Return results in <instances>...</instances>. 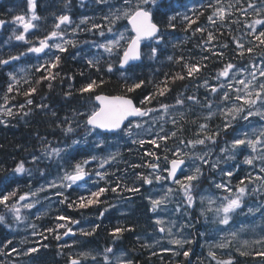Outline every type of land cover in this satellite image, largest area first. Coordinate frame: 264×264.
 <instances>
[{
	"label": "snow or ice",
	"instance_id": "snow-or-ice-1",
	"mask_svg": "<svg viewBox=\"0 0 264 264\" xmlns=\"http://www.w3.org/2000/svg\"><path fill=\"white\" fill-rule=\"evenodd\" d=\"M97 3H108V0H96ZM36 0H27V7L29 12L31 13L30 18H27L24 15H17L14 17V22L19 23L23 26V31L15 35V39L18 41H24L26 43H32L31 41L26 39L25 34L29 32L30 29L36 27L33 24V21L39 20L40 17L36 14ZM157 0H122L120 7L116 8L114 11L110 8V14L104 16L103 19L107 22V25H101L97 23H92L91 28L87 29L88 31H92V29L99 30V36L104 39L102 43L94 42V47L98 49H103L104 53H107L109 57V61L106 64L107 72L111 73L113 71V62H111V57L115 56L116 62L119 63L121 69H124L125 66H132V62L141 61L144 55H147L149 59H156L158 51L160 50V44L164 41V37L166 33L161 30L156 22H154V10H158ZM201 8L212 9L210 15H208L207 20L209 25L212 27H217V21H220V27L224 26V22L226 17L229 18V23H237L240 21H232L230 20L231 15L233 14L230 11H227L225 7L221 6V0H208L206 5H201ZM228 9L236 8L243 16H264V0H246V6L241 0H236L235 4H229L227 6ZM194 14L202 15V12ZM180 14L177 13L176 16L168 17L169 28H175V24L173 21L176 20L177 16ZM58 20L57 23L53 25L52 30L43 38L39 39V46H31L27 49L29 53H45V50H49L51 52L55 49L58 52L67 51L66 45H71L75 47V43L72 40H68L64 38V30L61 28V25H71L72 20L69 15H60L56 18ZM120 20H126L127 24L131 26L130 31L133 35L126 36L125 31L121 32L116 30L117 22ZM183 21L188 22V27H191L196 21L190 19L187 15L182 16ZM5 21L0 20V26H3ZM88 23V18L85 17L80 21V24ZM79 25L73 29V32L79 29ZM106 27V31L104 30ZM245 29L243 35L240 38L235 36L232 37V43L235 44V55L234 59H237L241 62L244 60H248L247 63H241L240 66L229 61L224 64L223 68L218 71L215 79L218 81L216 85L209 84L208 80H204V87L209 90L210 95L213 97L212 100H209L208 97H205V102H201L196 96H188L187 100L192 101L194 104L200 105L202 108H207V114L203 117L205 123H199L197 127V131L194 133L195 139H185L178 135V133H182L184 131L183 124L181 121L187 122V116L185 113H179V120L175 116H170V111L172 107L168 104H160L159 109L146 107L152 103V101L156 98L157 95L163 96L166 91L170 89L167 86V74H165V81H162L158 84L154 85L155 90L148 95H143V98L139 100V103L134 102V99L127 95H116V96H104V95H96L95 100L99 102L98 106H93L90 111L84 112H74V116H82L85 117L84 127L86 129V135L91 134L92 131L95 130H104L107 132H122L125 136L131 139L132 144H139L141 147L145 143L152 144L155 148H161L162 145L157 141L164 142L163 151L165 153H171L172 159L169 160L168 155L164 156V160L170 164V167H165L163 169L160 168V164L158 162H151L146 165V167L150 168L152 171L145 175L143 173H137L136 179L142 181L143 184L152 185L155 182L159 183L161 181L171 182L178 187L173 189L172 187H168L164 194L159 196V198L149 197L151 210L156 212L162 206L166 205L171 199L179 195L180 199L174 208V213L180 214L183 212L185 217H188L183 223H178L176 220L169 219L165 221L163 218H157L155 224L158 227V231L162 234H166L168 238V243L171 245L178 246L182 251H175L173 249L164 248L162 251H172L173 255H183L184 257H189L190 252L192 251L189 247L187 250H183L185 245H191L195 241L183 233L187 229H191L195 227V224L189 222L191 220V213L188 211L189 209H195L197 206V198L199 199L200 205V215L205 216L207 219L206 213H213V223L218 225L228 226L230 221L233 219L234 214L237 213V210L242 209L244 206V198L246 195L250 193L259 192V188L253 187L249 190L248 185L245 184V180L248 181L249 184L254 183L255 181H260V187L264 188V52H261L258 62L256 59L250 57L258 48L264 49V19H254L251 22H245L243 24ZM187 31V29H185ZM205 33L207 32V39L203 41L202 44L198 45L202 51H211V56L216 57L218 61H223L224 50L229 48V44L227 42L220 43L216 46L212 45L213 40L218 39L212 31H209L207 26H197L193 30V35L195 33ZM108 34H112L109 38ZM222 36L223 33H220ZM247 39V47L243 42L244 38ZM155 41V46L151 43L146 45L149 49L148 53H144L141 50L142 41ZM62 41V42H57ZM215 48H219L220 51H216ZM26 53H20L19 55H9L7 59L0 58V66H6L12 61H18L21 56ZM47 54V53H46ZM209 56H202L200 59L202 61L208 60ZM101 56H97L94 59H89L87 61L90 67L96 69L97 72L101 71ZM169 60L173 58L171 56L168 57ZM179 61H184V57L181 56L178 58ZM61 57L56 55L55 52H52V56L49 60L45 61L44 64L40 65V67L36 68L37 72H40L42 69L44 72H47L48 75H41V77L35 80V84L39 85L43 80L55 79V75L50 72V69H54L58 67L60 63ZM203 67H207L206 64ZM184 68L187 71V76L192 77L194 73H199L201 69L200 63H188L184 62ZM23 72L24 70L21 69ZM82 74V73H81ZM10 80L12 83H9L7 86V92L11 93L14 90L17 91V94H22L25 97H29L31 94L36 92V87H29L27 90L20 92L19 89H14V84L19 85L20 80L17 79L14 73H8ZM58 75V74H57ZM121 76L124 80V90L126 93L136 92L138 89H141L142 85L145 84L144 80H134L130 76H125L122 72ZM223 78V79H221ZM173 82L176 79L183 80L185 79L184 75L177 74L171 78ZM131 81V82H129ZM24 83L30 84L31 82L28 80H24ZM104 83L101 79L100 84ZM149 83H152L149 81ZM161 84L163 87H161ZM99 84L96 80H89V82L83 84L78 91L81 94L90 92L94 90L95 87H98ZM49 88H51V82H49ZM67 95H71V93H67ZM218 98V103H216V110L213 111V104L216 102ZM5 104L0 105V116L5 117H13L15 115H23L27 116L31 112V108L29 111L25 112L24 108L26 106H31L33 104L32 99H26L25 104H20L19 112L14 113L12 107H8V101L10 99H14V97H9L7 94L3 97ZM176 105L183 106L184 99L177 97ZM36 107L41 110L47 109L46 104H40ZM161 109L163 112L159 115H153L154 113H160ZM219 114L223 117L222 126L218 125L214 130L210 129L209 124L214 116ZM52 116H56L55 112L51 113ZM149 117L148 120H143V118ZM170 119L173 128L176 130L173 131H165L164 124L169 122ZM259 118L258 126L253 125L252 120L250 118ZM132 118V119H130ZM136 118H141L143 122L136 120ZM200 117H197L196 120H192L193 124L197 123ZM68 118L65 117V121L63 123H67ZM239 121L246 122L243 125L242 130H235V124ZM127 122V123H126ZM6 121L4 119H0V124H5ZM159 126V131H155L156 126ZM60 124H57V127H60ZM76 127H81L80 124H77ZM229 129H234V135L232 140L229 142L225 140V147L220 148V153L223 156L224 161L228 160H236L237 153L243 154L245 151L250 150V153L244 156L243 163L249 166H252L254 169L257 167L258 162V173L253 176L252 173H248L243 179H240L238 184L235 186V191H233V186L231 185V181L226 182H216L215 179L210 180V183L218 190H222L223 195L213 197L211 195H203L201 194L200 183L202 177H204L203 167L208 166L210 171H216L219 169V165L221 163V157L218 156L215 161L211 160V152L212 149H208L203 152H196L195 149L197 146H204L207 148L208 144L216 145L221 137V134H227ZM134 130H142L143 132L152 135L153 138L150 140H145L143 138L140 139H132V137L139 136L140 131ZM65 135L72 134L76 131L75 128L71 126L69 123L66 128L63 129ZM169 139L177 140L178 143L173 148H168L167 141ZM42 143L45 145L48 144L46 138L42 140ZM79 140H73L71 145H67L65 148L52 147L50 151L48 147L44 148L42 155L51 159L53 156L59 158L61 161L64 160V157L61 153H66L68 148H71L73 145L79 144ZM101 144L103 141L100 142ZM185 149H189L186 151ZM120 155L119 152L111 153L107 157L101 158L99 167L104 168L105 165H110L111 162L115 161L117 157ZM145 155L154 156L156 161L160 160V157L153 152H146ZM187 160L191 161V165H186ZM40 160V157L33 156L32 162L37 163ZM97 160L96 156L91 157V161ZM90 160H84L83 162H77L71 166V171L64 168V164H61V168H64L63 174L59 175L58 178L49 181L46 185H42L30 193H25L22 195H18V189H13L8 191V185L4 184L0 186V205H3L10 213H12L14 220L20 222L25 218L21 215V207L26 210H31L36 207L39 200V194L42 192H46L49 189H56L55 195L59 197H63L59 201L61 204L67 203L68 208H79L84 209L89 206L104 203L100 199V197L109 189L107 187H97L96 190L87 189L86 185L88 181L85 179L92 175L88 171H86V165H88ZM199 161V163H197ZM66 163V161H65ZM144 165H132L133 168L142 167ZM189 167V171L185 173L184 168ZM28 171V174L31 175V172L25 168V164L23 161H20L17 166L14 168V173H25ZM167 172V176H162L159 173ZM180 173L182 176L178 178L177 173ZM225 177H233L234 172L232 170H223L219 169ZM41 175H44L43 171ZM96 177H99L100 180L107 181V176L109 173L96 171L94 173ZM111 175H115V173H111ZM79 182H84L83 184ZM98 183V181L96 182ZM77 187H85L87 194H81L74 201H70L69 197L65 195L66 189H71L73 186ZM118 189H121V184L119 178L117 179L116 185L111 187V191L116 193ZM123 190L130 192H139L138 187H129L127 184L123 185ZM35 197V200L29 201V197ZM48 197H45L47 199ZM21 202H25L21 204ZM205 204L208 207H204ZM17 205H20L18 207ZM215 205V207H212ZM261 208H264V204L258 205L256 211H260ZM249 213L253 212L252 208L248 209ZM36 219H40L41 213L37 212ZM104 213H100V217H103ZM264 216V212L261 213ZM58 221H65V223H58L55 228H46L44 231L53 234L57 241L61 240L64 236H75L76 232L73 231V228L70 227V224H78L79 221L73 220L71 217L59 215L56 217ZM6 223V217L4 215H0V224ZM32 228V235H40L44 239H47L44 236V232H37L36 224L29 225ZM10 227V226H9ZM100 228L99 224L93 225L89 230H85L83 228L79 229V232L83 236H91L93 235L97 229ZM64 229L61 234L58 230ZM176 229V231H173ZM132 228H123V227H115L109 233L110 236L113 237V240L119 239L123 232L125 231H133ZM218 233L222 231H226V229L216 230ZM244 231V226H241L239 230L227 231L225 236H221L220 239L208 245L207 258L209 264H235L233 258L229 256L228 259H218L217 252L214 249H226L230 247L232 240L238 238L239 232ZM201 236L205 235V233H200ZM230 236L231 239L227 237ZM137 240H140V237H137ZM25 241H21L23 244ZM77 241L73 240L72 245L64 244L62 247H72L76 244ZM160 240H156L154 244H143L142 247L152 248L155 245L160 244ZM255 244L260 245L258 250L254 252L249 251H239L240 255H255L264 257V235H261L258 239L253 241L243 240L242 247L247 248L249 245ZM11 247V251L13 253L21 254L17 247L14 245L13 240L8 239L3 244V248ZM47 247V245H43ZM37 249L35 247L27 249L26 252L22 253L23 255H28L29 253L36 252ZM0 254L7 255L4 253L2 249H0ZM110 254H112V258L110 259ZM156 255L155 252L152 253ZM93 255L90 251H82L77 254L75 258L69 254L70 264H84V261L89 258L92 261V264H100V261L97 260V256ZM124 253L120 255H115L112 247H107L103 251V264H133L131 260H124L122 257ZM188 264H191L189 261ZM199 264H203V262H199Z\"/></svg>",
	"mask_w": 264,
	"mask_h": 264
},
{
	"label": "trees",
	"instance_id": "trees-1",
	"mask_svg": "<svg viewBox=\"0 0 264 264\" xmlns=\"http://www.w3.org/2000/svg\"><path fill=\"white\" fill-rule=\"evenodd\" d=\"M188 1L189 0H157L159 7L158 10H154V20L160 25L161 30L166 33L164 37L165 40L160 44V50L158 51L156 59H149L147 55H144L141 63L132 65L131 67H128L126 70H124L126 76H130L134 80L142 79L145 81V84L142 85L141 89H138L133 93H126L124 90V80L122 76L119 77L121 74L118 73H122L123 71L119 70L118 66L116 67V64H118V62L116 63V60H114L115 56L111 57V62H115V64H113L115 68L113 66V71L109 73L105 68L107 62L109 61L108 55L104 54L102 50L98 51L92 46L94 42H98L99 38H101L99 36V30H87L91 28L92 23L107 25V22L103 19V17L110 14V8L113 11L118 8L116 6L120 5V3H122V0H108V3H97V10L93 12L78 10V0H47V2L49 3L48 6L56 5L57 8L54 9V14H56L57 12L61 13L64 10H61L62 6L67 3L70 7H74L73 10L70 11V14L73 18L75 17L76 19L80 13L82 14V12L83 14H88V16L92 18L86 24H78L80 26L79 29H77L75 33L73 32L72 41L74 43L78 42L79 44H75V47L67 45V51H65L66 53L58 51L55 52L56 55H59L61 57L58 67L50 69V72L55 75V79H52L51 81L46 79L43 80L39 85L35 84V80L39 79L41 75H48V73L44 72L43 69L40 72H37L35 69L44 64L45 61L49 60L52 55L48 58L40 60L38 59L40 62L36 64H34L35 60H32L30 56L27 57L26 55H24L21 56L18 61H12L6 66H0V105L5 104V101L3 99L5 94H7L9 97H14V99H10L8 101L7 106L12 107L13 112L17 113L20 111L18 106L20 104H25L26 99L30 98L33 100V104L31 106H26L24 108L25 112L29 111V108H31V112L27 116H3L4 118L0 116V119H4L6 121V125L0 124V186H3L4 184L8 185V191L18 189V195L25 191H29L32 187V184L30 182L31 179L28 177L22 178L20 176L9 177L12 170L20 161H26L29 159V157L39 154L40 152L44 151L45 147L50 148L54 145H62L65 142L70 141L73 135L84 130L85 127L83 125L85 117L79 116V119L78 116H74V112L90 111L93 106H97L94 97L95 94H124L133 97L136 102H139V100L143 98V95H148L155 90V84L165 81V74H167V86L170 90L166 91L165 95L163 96L157 95L152 103L146 105V107L159 108L160 104L176 105L177 97H180L181 99L185 98V95L190 91L189 87L192 85L195 79L204 81L207 77H212L217 73L218 70L223 68L224 64L228 63L229 61L234 64L240 63L238 65L248 62V60H244L243 62H241L233 58L235 55V44L232 43V37L235 36L237 38H240L243 35L245 31L243 24L245 22H251L252 20H254V18L258 17H262V19H264V16H243L240 14L238 9L227 8L230 3L235 4L236 0H221V6L225 7L227 11L233 13L230 17V20H239L240 23H229V18L226 17L223 27L219 26L221 23L220 21H217V27H212L211 25H209V22L207 20V17L211 14L212 9L201 8V5H206L208 3V0H192L193 6L189 9L188 12H186L185 4ZM241 2L246 6V0H241ZM20 4L21 3L19 2V0H0V20L5 21L4 25L0 26V58L7 59L9 55H19L20 53H22V51L23 53H25L27 50L24 43L22 44L14 38V36L12 35L13 30L12 33H10L12 20L15 16L20 15L22 12V6ZM48 6L46 7V9L50 8ZM193 10H195L196 13L202 12L203 14L199 15L197 18V15L194 14ZM46 12L50 13V10H45L44 13ZM177 13H179L180 15L177 16L175 21H173V23L176 25L175 28H169L167 26L168 17L176 16ZM183 15H187L190 19L195 20L196 22L192 24L191 27H188V22L182 20ZM126 23V20L118 21L116 29L124 26ZM197 26H207L208 30L212 31L213 34L218 37V39L213 40V46L224 42H227L229 44V48L224 50V57L222 62L218 61L216 57H212L211 51H202L201 48L198 47V45L202 44L203 41L207 39V32L203 34L197 32L195 33V35H193V30ZM46 29H49V27L47 26ZM185 29H187V31ZM220 33H223V35L221 36ZM39 35L40 34L38 33L34 37H38ZM40 37H42V35ZM247 39L248 37H245L243 40L246 47ZM149 43L155 46L156 42L154 40L147 42L143 48L144 53H148L149 49L146 45H148ZM90 44L91 46H89ZM77 49H79V51ZM68 50H70L71 52ZM215 50L220 51L219 48H215ZM261 52H264V49L258 48L253 54L246 55H250L251 58L256 59L260 56ZM97 56L102 57L100 72H97L95 68L90 67L88 63L85 62L89 59H94ZM169 56H171L173 59L169 60ZM181 56L184 57V61H179L178 58ZM202 56H209L210 58L206 61H202L200 59ZM184 62H199L201 65L200 72L194 73L192 77H188L187 71L183 66ZM204 64H206L207 67H203ZM13 65H15L14 68L12 67ZM16 67L18 70L16 69ZM10 68H12V71ZM21 68H23V70L25 71L22 72L20 70ZM10 72L14 74L16 73L15 75L17 79L20 80L19 85L14 84V89H19L20 92H23L31 86L36 87V92L31 94L29 97H25L22 94H17L16 90L8 93L7 86L9 83H12L8 75V73ZM114 72L119 75H116ZM128 73L132 75L134 74L136 78L134 76L133 78L130 74L128 75ZM177 74L184 75L185 79H176L173 82L171 78L173 76H176ZM101 79L104 81V83L102 84H100ZM24 80H28L31 83L26 84L24 83ZM89 80H96L99 86L95 87L94 90L88 92L89 94H80L78 89L81 88L83 84L89 82ZM149 81H151L152 83H149ZM49 82H51V88H49ZM161 87H163L162 84ZM183 90H185V93H183ZM69 92L71 93V95H67V93ZM141 93L143 95H141ZM83 95H85L86 97ZM77 97H79L80 99H78ZM90 100L91 102H89ZM40 104H46L48 106L47 109L41 110L40 108L36 107ZM52 112H55L56 116H52ZM65 117L68 118L67 123H63L65 121ZM69 123L73 128L76 129V131L72 134L65 135L63 129L66 128ZM57 124H60L61 126L57 127ZM77 124H80L82 126L77 128ZM44 138H46V141L48 142L47 145L42 143V140ZM158 143L162 145L161 148H155L154 146L150 147L146 145H143L142 147H133L131 145L123 146L121 155L118 157V159L113 164L106 166L107 172L109 173V176L107 177V181H109V183H106L105 180H101L100 187H104V185L107 184V187H113L116 185L118 178L121 186H123L124 184H128L130 182L131 173L135 171V168L131 167L132 165L145 164L150 160V158L153 159V162H155L156 158L154 156L145 155L146 152L154 151L160 158L164 156V142L158 141ZM137 148L141 150L143 149L142 152H139L141 150H138ZM69 155L76 161L83 162L88 158L89 153L85 149V147H77L70 150ZM42 167L45 169V166ZM139 168L140 167H138V169ZM125 170L129 172V177L122 179L119 176V173ZM113 172H115V175H111V173ZM235 178L236 176H234V180ZM79 193L80 195L85 194L82 190H79L75 187L73 189V192L68 190L66 195H69L70 201H74L78 198L76 196H79ZM96 206L98 208L100 205L96 204ZM84 209H81V211L80 209H77L75 207L74 209L68 208L67 203L61 204L58 202L56 210L46 216H40V219H36L38 225L37 232H44V236L47 237V239H44L42 236L36 235L34 238L33 244L35 245L37 251L34 252L35 255L34 253H32V256L36 264H69V249L68 247L62 248L61 246L64 245L67 238L64 237L62 238L63 240L61 239L57 241L53 234L44 231V229L49 227L55 228L58 223H65V221L56 220V217L59 215L71 217L73 220L79 221V223L85 222V220L88 218V220L95 221L96 224H99L100 228L97 229V232L91 235L92 237L87 236L86 238V236H84L85 241L88 239V244L92 246L96 245L97 247H110L115 242L113 240V237L109 235V232H111L113 228L118 226L123 227L122 225H125L124 227L127 228L131 226V223L127 224V221H120L116 219L113 220L114 218L107 216V214L106 218H99L98 215L94 213L85 216ZM98 210L95 212H98ZM83 214L85 217L83 216ZM0 215H4L6 217V223L0 224V249H2L4 253H7V255L0 254V264H14V262L18 258L12 254V246L10 245L8 248H3V244L6 242V240L11 239L13 240L14 245L16 247L18 246L17 248H20L21 243L16 234L13 233L12 225L10 224L11 219L9 217V212L3 205H0ZM97 217L99 220L97 219ZM100 220L101 222H98ZM69 226L73 227L74 224H70ZM196 229L197 227L193 229L195 242L190 246L185 245L183 249L187 250L190 247L192 250L189 257L187 258L182 254L178 256L173 255V252H159L157 250H151V252H149L147 248L142 247V245L145 243H143L141 240L138 241L134 239L129 231L124 232L122 236L124 241L122 242V244H124L129 253L133 255L134 264H188L189 261L191 262V264H199V262L201 261L203 262V264H205L208 259L206 258V256H203L202 252L199 251V247L196 245V242H198L199 239L197 237L198 232L196 231ZM103 230H105L104 233L102 232ZM58 231L62 234L64 229H59ZM43 245H47V247H44ZM176 251L182 250L178 248V250ZM153 252H155L156 255H153ZM71 256L73 257L75 255L71 254ZM240 258H242L241 260L253 261L254 259L260 258V256H241L237 257V260Z\"/></svg>",
	"mask_w": 264,
	"mask_h": 264
},
{
	"label": "rangeland",
	"instance_id": "rangeland-1",
	"mask_svg": "<svg viewBox=\"0 0 264 264\" xmlns=\"http://www.w3.org/2000/svg\"><path fill=\"white\" fill-rule=\"evenodd\" d=\"M120 5H121V3H120ZM120 5H117L116 7H120ZM192 6H193L192 0H189L188 2H186L185 11L188 12L189 9L192 8ZM80 9L82 11L93 12V11L97 10V2H96V0H90L88 2L87 6H81ZM30 16H31V13H29L28 16H25V17L27 19V18H30ZM38 16L40 17V15H38ZM254 16H256V15H254ZM85 17L88 18V21L91 20V18H89L88 14H83V15L78 16L75 20H73L71 18V20H72L71 25H61V27L68 26L70 28H76V26L78 24H80V21ZM254 19H262V17H258V18H254ZM45 22H47V17L42 16V17H40L39 20H37V22L33 21V24L38 25V24L45 23ZM12 24H14V25H12L13 27L11 28L10 33H12V30L15 26V29L13 30V34H12L15 37V35H18L23 31V26L19 23H12ZM126 28L128 29V31L126 32V36H129L130 32H129V26L128 25H124L123 27H120L116 30L123 32V31H125ZM34 29H35L34 31H38L39 27L36 26ZM51 30H52V28L49 27V29H47L46 31L48 32ZM104 30H106V28ZM27 35L28 34L26 33L25 36L27 37ZM106 35H108L110 38L112 34H106ZM65 39L69 40V38L67 36ZM57 42H62V41H57ZM102 42H104V39H102L96 43H102ZM38 45L39 44L35 43L33 45H30V47L31 46H38ZM89 46H91V44ZM92 46L94 47V43L92 44ZM94 48L97 49L98 51H100V50L103 51V49H98L96 47H94ZM47 51H46L47 54H49L50 53L49 50H47ZM104 54L107 55V53H104ZM32 55H34V53H32ZM258 58H256L257 62H258ZM39 62L40 61L38 59L35 60V63H39ZM238 64H240V63H238ZM216 75H215V77H216ZM221 79H223V78H221ZM217 83H218V81L216 80V84ZM205 97H206V95H205ZM205 97L202 98L201 101L205 102ZM207 97L209 100L213 99V97L210 95V93L207 95ZM218 102L219 101L217 98L216 102H214L215 106H216V103H218ZM170 106H174V107H172V109L170 111V116H175L178 119L179 113L183 112V109L180 108L181 106H179V105H170ZM157 109H159V108H157ZM190 110H192V109H190ZM162 112H163V110L161 109L160 113H154L153 115H159ZM148 119H149V117L143 118V120H148ZM166 119H169V118L166 117ZM136 120L143 122V120H141V118H138ZM251 120H252L253 125L258 126L259 120L253 119V118H251ZM245 123L246 122L240 123L238 128H236L235 130H242L243 125ZM259 123H264V122H259ZM164 128H165V131L167 130L169 132L176 130L173 128V125L171 124L170 119H169L168 123L164 124ZM135 131H140V135L139 136L134 135L132 137V139L143 138L145 140H150L147 137L152 136V135H149V134L143 132L142 130H134V132ZM155 131H159L158 125L154 129V132ZM82 134H83V136H81V137H83L84 139L90 138L91 145L94 148V155H92V156L97 157L99 164H100L101 158L107 157L111 153H116V152L120 153L121 145L124 142H131V139L129 137L125 136L122 132H120L119 135H117L116 137H112V138L101 135V133H99L96 130L92 131L91 134H87V135H86V130H84ZM227 137H228V135H225V138H227ZM75 140H79L80 142H82V139H80V138H75ZM170 140H171V147L170 148H173L178 143V141L174 140V139H170ZM101 141H103L102 144L100 143ZM53 147L65 148L66 146L59 145V146H53ZM100 147H102V148H100ZM48 150L50 151V148ZM186 151H189V149H187ZM66 153H61V155L64 157L63 161H61L59 158H57L55 156H53L51 159L47 158L44 155L38 156V157H40L41 161H44L47 163V165L50 167V171H44V168L39 163H33L32 161L24 162L25 168L31 172V175L28 174V171H26L25 173H22V175H25V174L29 175L31 178V180H30L31 184L32 185L35 184L31 188V190L26 192V193H30L31 191L36 190L37 188L41 187L42 185H46L49 181L58 178L59 175L63 174L64 168L71 171V166L74 165L76 162H73V160L70 157L66 156L65 155ZM249 153H250V150L245 151L243 154L237 153L236 160H235L236 163L234 164V166L228 167L227 169L224 168L223 170L227 171L230 169L234 173H236L238 170V168H237L238 164L243 163L244 156L248 155ZM169 154H171V153H169ZM171 158H173V157H171ZM65 161H66V163H65ZM237 162H238V164H237ZM159 163H161V162H159ZM197 163H199V161H197ZM61 164H64V168H61V166H60ZM99 164H98V167H99ZM187 165L190 166L191 161L187 160ZM244 165H245V172L240 171L238 173V175L236 177L237 182H235V180H232V177L229 178V177L223 176L219 170L214 171L215 174H214V177L212 179H215L216 182H226V183L230 180L231 185L233 186V191H235V186L238 184L240 179H243L248 173H252L253 176H255L258 173V170H259L258 162H257V167L255 169L252 166H249L246 164H244ZM42 171H43L44 175H41ZM188 171H189V167H185V173H187ZM92 172H93L92 174L94 175L95 171H92ZM203 172L205 175L206 172H205L204 167H203ZM13 174L16 175L19 173L13 172ZM95 178H96V176H95ZM180 178L182 179V176ZM79 183H81V182H79ZM245 184L248 185L249 190H251L253 187L259 188L260 190L257 193H250L249 195L245 196L243 208L237 210V213L234 214L233 219L230 221L228 226L218 225L216 223H213L212 222L213 221V213H211V212L206 213L207 219H205V216H201L198 198H197L196 208L188 210L191 213V220L189 222L195 224V227H197L196 231L198 232L197 237L199 239H198V242H196V245L200 248L203 256H206V258H207V251H208V245L209 244L217 242L221 236L226 235L227 231L239 230L241 228V226H244V231L239 232L238 238L235 240H232L230 247H228L226 249H214L217 252L218 259H228L229 256H231L235 262L237 260V257L242 256V255H240L239 251H237V249H240L241 251L254 252L255 250H258L260 248V245H255V244H251V243L247 248H244V247H242V241L248 240L251 242L255 239H258L261 235H264V216L261 215V213L264 212V208H261L260 211H256V208L258 205L264 204V188L260 187V181H255L254 183L249 184L248 181L245 180ZM168 187H172L173 189H175L178 186L175 184L163 183L162 181L159 183L154 181V183L150 187L149 197L159 198V196L164 194V191ZM200 189H201V194H203V195H211L213 197H217V196L224 194V193H222V190L216 189L211 183L203 181V179H201ZM55 192H56V189H49L46 192L40 193L39 194L40 203H38L36 205V207L31 209V210H26V209H23L21 207V215L25 219L20 221V222L15 221L12 213H10L8 211L9 217L11 219L10 224L12 225L13 233L16 234V236L19 238L20 243L22 240L25 241L23 244H21L20 248H17L21 254H17V253L12 252V254L18 258L14 262V264H36L35 260L33 259L32 253H29L28 255L22 254V253L26 252L27 249L35 247L33 242H34V238L36 235L35 236L32 235L33 230L29 225L30 224H36L37 225L36 215H35L37 212H40L41 216H46L49 213H51L57 209V203L59 202V199L56 198ZM22 194L23 193H21L20 195H22ZM45 197H48V198L45 199ZM35 199H36L35 197L30 196L29 201H27V202H31L32 200H35ZM179 199H180L179 195L174 196L170 202H168L166 205L162 206L160 209H158L156 212H154L153 230L149 235L150 240H149L148 244H154V242L156 240H160L161 243L158 245H155L154 247H152V249H155L159 252H167V251H162V249H164V248L173 249L175 251L178 250V246L171 245L168 243V238L166 237V234H162L158 231L159 226H157L155 224V221L157 218H163L165 221L172 219V220H176L178 223H183L186 220H188V217H185L183 215V212H181L180 214H176L173 211L174 208L176 207V204L179 201ZM23 203H25V202H21V204H23ZM17 206L20 207V205H17ZM204 207H208V205L205 204ZM212 207H215V205H213ZM249 208L253 209L252 213H249V211H248ZM85 222L83 223L84 225L86 224ZM83 224L78 223L77 225H74L72 227L73 231L76 232V235L69 237L71 239L67 238L64 244L67 243L69 245H72L73 240L77 241V243L74 244L72 247H68L70 254L75 253V256H73L74 258L77 256L76 254H78L82 251H90V252H92L93 255L100 253V255L97 256V260L100 261V264H103V251L104 250L101 251L100 247L87 244L88 242L85 241V239H84L85 237L83 235H80L79 229L83 228L86 230V228L89 226L87 224V226L85 225V227H84ZM194 228L185 230V232L183 234L194 240L195 239V236L193 234ZM217 228L226 229V231H222V232L218 233L216 231ZM36 231H38V225H37ZM173 231H176V229H173ZM200 233H205V235L201 236ZM227 238L231 239L230 236H228ZM105 248L106 247H104L103 249H105ZM113 252L115 255H120L121 253H124L125 255L122 257V259L132 261V257L130 255L129 251L127 250V248L113 247ZM111 258H112V254H110V259ZM84 264H92L91 259L89 258L88 260L84 261ZM205 264H209V262L207 261V262H205ZM213 264H214V262H213ZM235 264H264V257L254 259L253 261H250V262L249 261L248 262L241 261L239 263L235 262Z\"/></svg>",
	"mask_w": 264,
	"mask_h": 264
},
{
	"label": "flooded vegetation",
	"instance_id": "flooded-vegetation-1",
	"mask_svg": "<svg viewBox=\"0 0 264 264\" xmlns=\"http://www.w3.org/2000/svg\"><path fill=\"white\" fill-rule=\"evenodd\" d=\"M24 3H27V0H23V4ZM36 4H37V6H36V9L38 10V15H40V17H42L41 16V10H40V6L42 5V0H36ZM67 4V3H66ZM66 4H64L62 7H65V5ZM67 5H69V4H67ZM57 7L56 6H50V10H52V9H56ZM27 11H29V10H27ZM48 15H49V17H51L52 19L54 18V13H49L48 12ZM24 16H26V14L24 15ZM53 20H56V19H53ZM36 22H37V20H36ZM37 26V25H36ZM64 37L66 38V36L64 35ZM36 55V54H35ZM210 92H209V90H206V92H205V95L207 96L208 94H209ZM199 100L201 101V98H199ZM202 103H203V101H201ZM182 109H183V113H185L186 114V116H187V122H183V121H181L180 123L181 124H184L183 125V128H184V131L182 132V133H178V135L179 136H181V137H183V138H185V139H195L196 137H195V135H194V133L197 131V127H198V124L199 123H205V121H204V119H203V117L207 114V108H202L200 105H197V104H195V105H193V106H191V107H188L187 105H186V101L184 102V105L182 106ZM190 109H192V110H190ZM216 110V106H215V103L213 104V111H215ZM197 117H200V119L199 120H197V123L196 124H193L191 121L192 120H196L197 119ZM251 119V118H250ZM253 119H257V120H259V118L257 117V118H253ZM242 122H244V121H239L238 123H236L235 124V129L236 128H238V126H239V124L240 123H242ZM208 124H209V127H210V129H212V130H214L218 125H220V126H222V123H223V117L222 116H220L219 114H217L216 116H214L210 121H208L207 122ZM167 131V130H166ZM102 135H104V136H106V135H109V134H103V133H101ZM118 134H116V135H113V136H111L110 138H112V137H116ZM226 135H228V137L227 138H225V134L224 133H222L221 134V137H219L218 138V140H219V142L216 144V145H212V144H208L207 145V148H205L204 146H197V148L195 149V151L196 152H203V151H207L208 149H212V152H211V160L212 161H214L218 156H220L221 157V163H220V165H219V169H224V168H228V167H232V166H234V164L236 163V161L235 160H228V161H224V159H223V156L221 155V153H220V148L221 147H225V140H227V141H231L232 140V138H233V135H234V129H229L228 130V132H227V134ZM153 138V137H152ZM167 146H168V148H170L171 147V140L169 139L167 142ZM88 144H89V146H91V143H89L88 142ZM164 144V143H163ZM138 145V144H137ZM146 146H150V147H152V145H149V144H147ZM185 150H187V149H185ZM168 155V157H169V160L170 159H172L171 157H172V155H171V157L169 156V153H165L164 152V156L165 155ZM163 156V157H164ZM174 158V157H173ZM151 162H153V160L150 158V160L149 161H147L145 164H142V165H144V166H142V167H140L139 169L138 168H135V171L134 172H132L131 173V178H130V182L127 184L129 187H138L139 189H141V190H139V192H130V191H126V190H123V186H121V189H118V191L116 192V194L114 195V192H112L111 190H110V188L109 187H107V188H109V190H110V192H109V190L108 191H106L101 197H100V199L102 200V201H104V203H102V205H103V207H104V210H102L103 211V213H104V215H103V217L107 214L109 217H113L114 219H115V217H117L118 216V214H119V217H117L116 218V220H124V221H127L128 223L127 224H129V223H131V226L130 227H128V228H132V229H134L133 231H129L130 233H131V235L133 236V238L134 239H136L137 240V237H140V240L143 242V243H147L148 244V242H149V240H150V233L152 232V230H153V224H154V222H153V218H154V212L151 210V204H150V201H149V192H150V187H151V185H147V184H143L142 183V181H140V180H137L136 179V174L137 173H143V174H145V175H148L152 170L150 169V168H148V167H146V165L148 164V163H151ZM156 162H158L159 163V161H156ZM160 164V163H159ZM237 164H238V162H237ZM186 165H187V159H186ZM165 167H170V164H168L165 160H164V158H163V163L162 164H160V168L161 169H163V168H165ZM204 168H205V172H206V174L204 175V177H202V179H203V181H206V182H209L210 183V180H212V178L214 177V174H215V172L214 171H210V169H209V167L208 166H204ZM237 168H238V170H237V172L239 173L240 171H243V172H245V165L243 164V163H239L238 164V166H237ZM219 169H217V170H219ZM87 171V170H86ZM96 171H101V169H98V170H96ZM184 171H185V168H184ZM89 172V171H88ZM90 173V172H89ZM160 175H162V176H167V172H163V171H161L160 173H159ZM109 176V175H108ZM107 176V177H108ZM119 176L123 179V178H127V177H129V172L128 171H121L120 173H119ZM178 178H180L181 177V175H180V173H178ZM87 181H88V183H87V185H86V188L87 189H91V190H96V188L97 187H95V188H93V186H92V183H93V180L95 179V176L92 174L91 176H90V178L89 177H86L85 178ZM92 180V181H91ZM163 183H169V184H173L172 182H170V180H168V181H162ZM82 184L84 183V182H81ZM108 185V184H107ZM75 187H77V186H73V188H71V192H73V189L75 188ZM100 187V186H99ZM105 187V186H104ZM114 187V186H113ZM86 188L85 187H82V191L85 193V194H87V191H86ZM113 195L114 197H112L111 195ZM147 194V195H146ZM106 195V196H105ZM111 196V197H110ZM138 196V197H137ZM143 199H142V198ZM112 199L111 200V202H110V200L109 199ZM115 200H114V199ZM139 198H141V199H138ZM125 199V200H124ZM134 199V200H133ZM135 199H137V200H135ZM107 200V201H106ZM109 200V201H108ZM116 200H122L121 202L120 201H116ZM115 201V202H114ZM142 201V202H141ZM147 201V203H145ZM149 201V202H148ZM142 204H141V203ZM118 205H117V204ZM139 203V204H138ZM110 204V205H109ZM114 204V205H113ZM141 204V205H140ZM107 205H109V206H107ZM122 205H124V207L122 206ZM138 205V206H137ZM111 206V207H110ZM115 206V207H114ZM121 206V207H120ZM142 208L143 207V209H141L140 207ZM97 206H92V207H90L89 206V208L87 209V208H85L84 210V214L85 215H90L91 213H93V212H95V211H97L96 208ZM102 207V206H101ZM116 207L117 208H120L119 210L117 209L116 210ZM94 208V209H93ZM96 208V209H95ZM110 208V209H109ZM114 208V209H113ZM141 210H140V209ZM93 209V210H92ZM106 209V210H105ZM127 210V212H125ZM150 210H151V212H150ZM87 211V212H86ZM91 213H90V212ZM108 213H107V212ZM117 213L118 211V214H116L115 212ZM121 211H122V213H121ZM96 213V212H95ZM94 213V214H95ZM115 213V214H114ZM150 213V214H149ZM147 214V215H146ZM117 215V216H116ZM124 215L126 216V217H124ZM99 218H103V217H100V216H98ZM91 221V222H90ZM152 221V222H151ZM87 223L86 224H88L89 222H90V224H88V225H90L91 227L93 226V225H96V222L95 221H92V220H87L86 221ZM92 222H94V223H92ZM92 224V225H91ZM126 224V225H127ZM148 224V225H147ZM139 225H140V227H139ZM150 225V226H149ZM90 226H88L87 227V229L86 230H88V229H90L91 227ZM123 226V228H127V227H124L125 225H122ZM149 227H150V229H149ZM148 230V231H147ZM103 233L105 232V230H103L102 231ZM110 233V232H109ZM123 234H124V232H123ZM123 234H122V236H123ZM120 237L118 240H115V242L113 243L114 245H112V246H110V247H116V248H126V246H124V244L122 245V242L124 241V239H123V237ZM87 238V237H86ZM121 243V244H120ZM117 244V245H116ZM119 244V245H118ZM122 245V246H121ZM148 249V251L149 252H151V250H153L152 248H147ZM128 250V249H127ZM131 255V257H132V259H133V255L132 254H130Z\"/></svg>",
	"mask_w": 264,
	"mask_h": 264
},
{
	"label": "bare ground",
	"instance_id": "bare-ground-1",
	"mask_svg": "<svg viewBox=\"0 0 264 264\" xmlns=\"http://www.w3.org/2000/svg\"><path fill=\"white\" fill-rule=\"evenodd\" d=\"M196 1H197V0H196ZM203 1H204V0H203ZM225 1H226V0H225ZM228 1H229V0H228ZM75 2H76V1H75ZM183 3H184V1H183ZM87 4H88V3H87ZM177 6H178V5H177ZM76 7H77V6H76ZM178 7H179V6H178ZM180 7H181V6H180ZM73 8H74V7H73ZM77 8H78V7H77ZM6 10H7V9H6ZM61 10H62V9H61ZM61 10H60V11H61ZM74 10H75V9H74ZM180 10H182V9H180ZM78 12H79V11H78ZM180 12H181V11H180ZM13 13H14V12H13ZM73 13H74V12H73ZM82 13H83V12H82ZM191 14H192V13H191ZM181 15H182V14H181ZM73 16H74V15H73ZM74 18H75V17H74ZM191 18H192V15H191ZM199 35H200V34H199ZM183 37H184V36H183ZM26 38H27V37H26ZM85 38H86V37H85ZM164 40H165V39H164ZM75 41H76V40H75ZM18 42H19V41H18ZM18 42H17V43H18ZM181 42H182V41H181ZM77 43H78V42H77ZM77 43H75V44H77ZM18 44H19V43H18ZM22 44H23V43H22ZM78 44H79V43H78ZM70 46H71V45H70ZM71 47H72V46H71ZM76 47H77V46H76ZM18 48H19V47H18ZM26 48H27V47H26ZM68 48H69V47H68ZM23 49H25V48H23ZM72 49H73V48H72ZM75 49H76V48H75ZM21 50H22V49H21ZM77 50L79 51V49H77ZM68 51H70V50H68ZM16 52H17V51H16ZM20 52H21V51H20ZM70 52H71V51H70ZM70 52H68V53H70ZM22 53H23V51H22ZM65 53H66V52H65ZM81 53H82V52H81ZM31 54H32V53H31ZM73 54H74V53H73ZM86 54H87V53H86ZM25 55H26V54H25ZM71 55H72V54H71ZM79 55H80V54H79ZM87 55H88V54H87ZM85 57H86V56H85ZM85 57H84V58H85ZM74 58H75V57H74ZM89 58H90V56H89ZM75 59H76V58H75ZM81 59H82V56H81ZM114 60H116V59H114ZM27 61H28V59H27ZM84 61H85V60H84ZM87 61H88V60H87ZM87 61H85V62H87ZM13 62H14V61H13ZM25 62H26V61H25ZM85 62H84V63H85ZM116 63H117V62H116ZM24 64H25V63H24ZM34 64H36V63H34ZM113 64H115V62H114ZM15 65H16V64H15ZM15 65H13L12 67L14 68ZM18 65H19V63H18ZM10 66H11V65H10ZM38 66H39V65H38ZM117 66H118V64H116V67H117ZM183 66H184V65H183ZM17 67H18V66H17ZM17 67H16V69H17ZM36 67H37V66H36ZM130 67H131V66H130ZM34 68H35V67H34ZM102 68H103V67H102ZM105 68H106V66H105ZM114 68H115V66H114ZM132 68H133V67H132ZM132 68H131V69H132ZM10 69H11V71H12V68H10ZM16 69H15V70H16ZM15 70H14V71H15ZM17 70H18V69H17ZM35 70H36V69H35ZM102 70H103V69H102ZM135 70H136V69H135ZM19 71H20V70H19ZM24 71H25V70H24ZM118 71H119V70H118ZM123 72H124V71H123ZM17 73H18V72H17ZM114 73H115V72H114ZM118 73L121 74V72H118ZM124 73H125V72H124ZM15 74H16V73H15ZM23 74H24V73H23ZM23 74H22V75H23ZM112 74H113V73H112ZM115 74H116V73H115ZM119 74H116V75H119ZM129 74H130V73H128V75H129ZM135 74H136V72H135ZM138 74H139V73H138ZM130 75H132V74H130ZM125 76H126V73H125ZM133 76H134V74L132 75V77H133ZM119 77H121V75H120ZM134 77L136 78V76H134ZM134 77H133V78H134ZM135 80H136V79H135ZM137 80H138V79H137ZM71 89H72V88H71ZM183 91H184L183 93H185V90H183ZM98 93H99V92H98ZM80 94H81V93H80ZM87 94H89V93L87 92ZM96 95H97V94H95V96H96ZM186 95H187V94H186ZM80 96H81V95H80ZM83 96H85V95H83ZM83 96H82V97H83ZM90 96H91V95H90ZM95 96H94V97H95ZM85 97H86V96H85ZM94 97H93V98H94ZM77 98L80 99L79 97H77ZM90 98H91V97H90ZM93 98H92V99H93ZM78 99H77V100H78ZM85 99H86V98H85ZM92 101H93V100H92ZM73 102H74V101H73ZM86 102H87V101H86ZM89 102H91V100H90ZM77 103H78V102H77ZM79 103H80V102H79ZM91 105H92V104H91ZM81 106H82V105H81ZM158 107H159V106H158ZM79 108H80V107H79ZM78 110H79V109H78ZM1 117L4 118L3 116H1ZM76 118H77V117H76ZM78 118H79V116H78ZM5 119H6V118H5ZM8 119H9V118H8ZM79 119H80V118H79ZM183 122H184V121H183ZM184 123H185V122H184ZM5 125H6V124H5ZM183 125H184V124H183ZM81 126H82V125H81ZM51 139H52V138H51ZM54 139H55V138H54ZM47 140H48V139H47ZM49 141H50V139H49ZM53 141H55V140H53ZM51 142H52V141H51ZM41 145H42V144H41ZM140 148H141V147H140ZM137 149H138V148H137ZM37 150H38V149H37ZM138 150H141V149H138ZM142 150H143V149H142ZM142 150L139 151V152H142ZM135 152H136V151H135ZM136 153H137V152H136ZM169 156H171V154H169ZM116 171H118V170H116ZM116 171H115V172H116ZM115 172H113V173H115ZM100 186H101V185H100ZM104 186H107V185H104ZM102 187H103V186H102ZM93 188H95V187H93ZM109 188H110V187H109ZM109 188H108V189H109ZM91 189H92V188H91ZM110 189H111V188H110ZM140 190H141V189H140ZM109 192H110V190H109ZM136 193H137V192H136ZM66 194H67V193H66ZM70 194H71V193H70ZM76 194H77V193H76ZM115 194H116V193H114V195H115ZM77 195H78V194H77ZM79 195H80V193H79ZM84 195H85V194H84ZM110 195H111V194H110ZM146 195H147V194H146ZM75 196H76V195H75ZM105 196H106V195H105ZM111 196L114 197L113 195H111ZM111 196H110V197H111ZM116 196H117V195H116ZM116 196H115V197H116ZM68 197H69V195H68ZM71 197H72V196H71ZM76 197H78V196H76ZM115 197H114V198H115ZM137 197H138V196H137ZM148 197H149V196H148ZM72 198H73V197H72ZM72 198H71V199H72ZM114 198H113V199H114ZM141 198H142V197H141ZM141 198H139V199H141ZM69 199H70V197H69ZM137 199H138V198H137ZM137 199H135V200H137ZM139 199H138V200H139ZM142 199H143V198H142ZM60 200H61V199H60ZM60 200H59V201H60ZM109 200H110V202H111L112 199L110 198ZM109 200H108V201H109ZM114 200H115V199H114ZM124 200H125V199H124ZM133 200H134V199H133ZM104 201H105V200H104ZM106 201H107V200H106ZM112 201H113V200H112ZM116 201H120V200H116ZM121 201H122V200H121ZM121 201H120V202H121ZM114 202H115V201H114ZM122 202H123V201H122ZM122 202H121V203H122ZM141 202H142V201H141ZM141 202H140V203H141ZM148 202H149V201H148ZM123 203H124V202H123ZM145 203H147V201H146ZM101 204H102V203H101ZM101 204H99L100 206H99L98 208L96 207L97 209L95 208L96 210L99 209L98 212H96V213L93 212V213L97 214L98 216H100V213L103 212L102 210H104V207H103V205H101ZM116 204H117V203H116ZM138 204H139V203H138ZM141 204H142V203H141ZM141 204H140V205H141ZM97 205H98V204H97ZM109 205H110V204H109ZM109 205H107V206H109ZM113 205H114V204H113ZM117 205H118V204H117ZM92 206H93V205H92ZM92 206H90V207H92ZM94 206H96V205H94ZM101 206H102V207H101ZM122 206L124 207V205H122ZM137 206H138V205H137ZM110 207H111V206H110ZM114 207H115V206H114ZM120 207H121V206H120ZM139 207H140V206H139ZM88 208H89V207H88ZM88 208H87V209H88ZM140 208H141V207H140ZM140 208H139V209H140ZM72 209H74V208H72ZM77 209H79V208H77ZM93 209H94V208H93ZM93 209H92V210H93ZM109 209H110V208H109ZM113 209H114V208H113ZM117 209L119 210L120 208H117V207H116V210H117ZM141 209H143V207H142ZM141 209H140V210H141ZM80 210H81V209H80ZM105 210H106V209H105ZM81 211H82V210H81ZM84 211H85V210H84ZM86 212H87V211H86ZM89 212H90V211H89ZM91 212H92V211H91ZM91 212H90V213H91ZM106 212H107V211H106ZM114 212H115V211H114ZM118 212H119V211H118ZM118 212H117V213L115 212V213L118 214ZM125 212H127V210H126ZM150 212H151V210H150ZM82 213H83V212H82ZM107 213H108V212H107ZM115 213H114V214H115ZM121 213H122V211H121ZM149 214H150V213H149ZM81 215H82V214H81ZM146 215H147V214H146ZM83 216H84V214H83ZM85 216H87V215H85ZM85 216H84V217H85ZM107 216H108V215H107ZM116 216H117V215H116ZM51 217H52V216H51ZM81 217H82V216H81ZM117 217H119V214H118ZM117 217H115V219H116ZM124 217H126V216L124 215ZM94 218H95V217H94ZM94 218H93V219H94ZM103 218H106V215H105ZM119 218H120V217H119ZM83 219H84V218H83ZM85 219H86V218H85ZM97 219H98V217H97ZM115 219H113V220H115ZM86 220H88V218H87ZM86 220H85V221H86ZM98 220H99V219H98ZM102 220H103V219H102ZM111 220H112V219H111ZM81 221H82V220H81ZM90 222H91V221H90ZM90 222H89L88 224H90ZM98 222H101V220L98 221ZM98 222H97V223H98ZM104 222H105V220H104ZM151 222H152V221H151ZM83 223H84V222H82V224H83ZM85 223H87V222H85ZM92 223H94V222H92ZM83 225H84V224H83ZM85 225L87 226V224H85ZM85 225H84V227H85ZM91 225H92V224H91ZM147 225H148V224H147ZM89 226H90V225H89ZM149 226H150V225H149ZM90 227H91V226H90ZM152 227H153V226H152ZM104 228H105V227H104ZM86 229H87V228H86ZM149 229H150V227H149ZM88 230H89V229H88ZM147 231H148V230H147ZM96 232H97V231H96ZM80 235H81V234H80ZM82 237H83V236H82ZM91 237H92V236H91ZM63 238H64V237H63ZM83 238H84V237H83ZM89 238H90V237H89ZM84 239H85V238H84ZM62 240H63V239H62ZM87 240H88V239H87ZM87 240H86V241H87ZM117 240H118V239H117ZM65 241H66V240H65ZM92 241H93V240H92ZM92 241H91V242H92ZM95 241H98V240H95ZM118 241H119V240H118ZM83 242H84V241H83ZM94 243H95V242H94ZM94 243H93V244H94ZM87 244H88V243H87ZM95 244H96V243H95ZM98 244H99V243H98ZM109 244H110V243H109ZM120 244H121V243H120ZM116 245H117V244H116ZM118 245H119V244H118ZM122 245H123V244H122ZM122 245H121V246H122ZM38 246H39V245H38ZM61 246H62V245H61ZM94 246H96V245H94ZM107 246H108V245H107ZM188 246H190V245H188ZM17 247H18V246H17ZM102 247H103V246H100L101 251L104 250V249H103L104 247H103V248H102ZM108 247H109V246H108ZM62 248H63V247H62ZM96 248H97V247H96ZM97 249H98V248H97ZM66 250H67V248H66ZM99 251H100V250H99ZM67 252H68V251H67ZM34 255H35V253H34ZM73 255H75V253H74ZM76 255H77V254H76ZM234 255H235V254H234ZM34 257H35V256H34ZM35 258H36V257H35ZM176 258H177V256H176Z\"/></svg>",
	"mask_w": 264,
	"mask_h": 264
},
{
	"label": "water",
	"instance_id": "water-1",
	"mask_svg": "<svg viewBox=\"0 0 264 264\" xmlns=\"http://www.w3.org/2000/svg\"><path fill=\"white\" fill-rule=\"evenodd\" d=\"M81 1H88V0H81ZM155 22V21H154ZM159 26V25H158ZM160 27V26H159ZM141 50H142V43H141ZM41 54V53H40ZM140 61H135V62H132V64H136V63H139ZM128 66H125V68H127ZM119 68H120V66H119ZM124 68V69H125ZM99 95H104V96H116V95H109V94H99ZM130 97V96H129ZM132 98V97H131ZM98 104H99V102L98 101H96ZM134 102H135V100H134ZM130 119H132V118H130ZM102 131H104V130H102ZM105 132H107V131H105Z\"/></svg>",
	"mask_w": 264,
	"mask_h": 264
}]
</instances>
